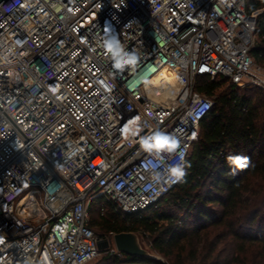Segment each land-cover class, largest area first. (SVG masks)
Instances as JSON below:
<instances>
[{
  "label": "built area",
  "instance_id": "obj_1",
  "mask_svg": "<svg viewBox=\"0 0 264 264\" xmlns=\"http://www.w3.org/2000/svg\"><path fill=\"white\" fill-rule=\"evenodd\" d=\"M259 33L246 0H0V264L122 257L92 228L91 202L132 214L182 182L214 107L197 79L264 89ZM113 38L134 65L114 67ZM165 70L177 84L150 92ZM157 134L178 147L146 150Z\"/></svg>",
  "mask_w": 264,
  "mask_h": 264
},
{
  "label": "trees",
  "instance_id": "obj_2",
  "mask_svg": "<svg viewBox=\"0 0 264 264\" xmlns=\"http://www.w3.org/2000/svg\"><path fill=\"white\" fill-rule=\"evenodd\" d=\"M246 11L260 29L250 55L264 68V0H246ZM196 91L214 107L200 124L182 182L140 212L118 213L102 197L89 206L99 236L140 233L166 262L104 255L97 264H264V91L205 76Z\"/></svg>",
  "mask_w": 264,
  "mask_h": 264
},
{
  "label": "clouds",
  "instance_id": "obj_3",
  "mask_svg": "<svg viewBox=\"0 0 264 264\" xmlns=\"http://www.w3.org/2000/svg\"><path fill=\"white\" fill-rule=\"evenodd\" d=\"M106 48L108 52H110L115 60L114 67L116 69H123L125 65H134L136 63V56L135 55H127L122 54V48L119 45V43L113 38L112 40H109L106 42ZM150 71H154V69H151ZM147 83V81H145ZM136 83H139V81H136L133 84V87H135ZM127 131V129H125ZM143 147L146 150H153L155 149L157 152L161 150H168L172 151L173 144L172 140H169L166 136H161L157 134L156 136L151 138V142L149 140L142 141ZM238 166H242L240 158H236L234 161ZM177 169V168H173ZM172 169V170H173ZM173 173V171H172ZM179 175H182V172L179 171ZM174 174V173H173Z\"/></svg>",
  "mask_w": 264,
  "mask_h": 264
},
{
  "label": "water",
  "instance_id": "obj_4",
  "mask_svg": "<svg viewBox=\"0 0 264 264\" xmlns=\"http://www.w3.org/2000/svg\"><path fill=\"white\" fill-rule=\"evenodd\" d=\"M114 243L119 253L132 258L151 259L162 261V258L154 253L148 246L144 237L137 232H124L115 234ZM109 246L108 241L100 243V250H105Z\"/></svg>",
  "mask_w": 264,
  "mask_h": 264
},
{
  "label": "bare ground",
  "instance_id": "obj_5",
  "mask_svg": "<svg viewBox=\"0 0 264 264\" xmlns=\"http://www.w3.org/2000/svg\"><path fill=\"white\" fill-rule=\"evenodd\" d=\"M256 74L259 77L264 78V71L263 70H255ZM246 79H243L241 81V84H244L246 81ZM178 79L176 78V76L168 71L165 70L164 72H162L160 75H158V77L156 79H154V81L149 85V91L151 92L153 89H155V87H157V85H159L160 83H165L167 85H176L177 84Z\"/></svg>",
  "mask_w": 264,
  "mask_h": 264
},
{
  "label": "rangeland",
  "instance_id": "obj_6",
  "mask_svg": "<svg viewBox=\"0 0 264 264\" xmlns=\"http://www.w3.org/2000/svg\"><path fill=\"white\" fill-rule=\"evenodd\" d=\"M261 68H262V67H261ZM259 70H261V69H259ZM238 87H239V86H238ZM247 87H255V88H258V89L264 91L263 88L259 87V86L256 85V84H253V83H252V84H248V85H246L245 87H240V88L244 89V88H247ZM96 217H97V218L100 217L99 213H96ZM145 242H146V246H148L149 248H151V247H150V245H151L150 241H148V239H145ZM103 256H104V254H102V256H101L98 260H100ZM162 261H163V262H166V260H165L164 258H162ZM93 264H97V263L94 262ZM125 264H130V263H126V262H125Z\"/></svg>",
  "mask_w": 264,
  "mask_h": 264
},
{
  "label": "snow or ice",
  "instance_id": "obj_7",
  "mask_svg": "<svg viewBox=\"0 0 264 264\" xmlns=\"http://www.w3.org/2000/svg\"><path fill=\"white\" fill-rule=\"evenodd\" d=\"M172 144H173V149H176L178 147L176 140H172ZM172 171H173L174 175L180 174L178 169H173Z\"/></svg>",
  "mask_w": 264,
  "mask_h": 264
}]
</instances>
